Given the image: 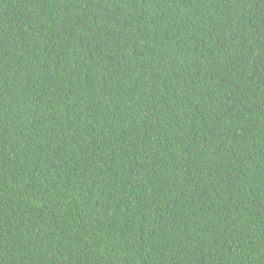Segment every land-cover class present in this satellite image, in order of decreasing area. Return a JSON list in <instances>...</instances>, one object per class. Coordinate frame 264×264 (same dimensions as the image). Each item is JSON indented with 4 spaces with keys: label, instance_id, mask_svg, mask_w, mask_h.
I'll list each match as a JSON object with an SVG mask.
<instances>
[{
    "label": "trees",
    "instance_id": "16d2710c",
    "mask_svg": "<svg viewBox=\"0 0 264 264\" xmlns=\"http://www.w3.org/2000/svg\"><path fill=\"white\" fill-rule=\"evenodd\" d=\"M0 264H264V0H0Z\"/></svg>",
    "mask_w": 264,
    "mask_h": 264
}]
</instances>
